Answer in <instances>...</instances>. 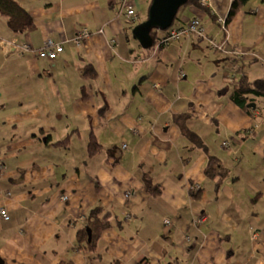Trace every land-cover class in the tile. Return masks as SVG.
<instances>
[{
    "label": "crops",
    "instance_id": "crops-1",
    "mask_svg": "<svg viewBox=\"0 0 264 264\" xmlns=\"http://www.w3.org/2000/svg\"><path fill=\"white\" fill-rule=\"evenodd\" d=\"M19 1L37 28L15 31L0 13V160L8 167L0 171V208L10 214H0L4 264H264V114L258 107L250 114L225 88L240 69L251 79L264 76V1L254 0L250 11L244 6L227 29L220 18L233 0H212L210 12L188 5L178 22L200 16L206 36L182 35L151 50L135 36L141 49L132 42L150 0ZM84 27L90 33L76 44ZM225 37L226 58L202 53L205 39L214 46L211 38ZM47 38L65 46L56 59L37 53ZM23 42L33 49L21 51ZM203 55L212 60L208 66ZM130 57L149 65L115 81ZM90 63L96 78L84 74ZM94 89L106 97L91 107L81 90L90 99ZM116 90L121 98H113ZM55 122L69 123L63 133L74 128L56 138L49 125ZM27 123H37L42 136ZM80 123H88L87 149L71 173L70 157L54 142L70 132L71 141L83 136ZM242 129L255 133L245 137ZM91 131L104 145L95 155L88 151ZM212 158L215 176L207 170ZM146 175L161 193L148 190ZM97 205L111 213V225L90 249L78 232ZM245 235L250 241L242 243Z\"/></svg>",
    "mask_w": 264,
    "mask_h": 264
},
{
    "label": "trees",
    "instance_id": "trees-1",
    "mask_svg": "<svg viewBox=\"0 0 264 264\" xmlns=\"http://www.w3.org/2000/svg\"><path fill=\"white\" fill-rule=\"evenodd\" d=\"M250 0H233L232 6L230 9V12L226 18V27L228 28V25L234 20V18L237 16V14L244 8V6L249 2ZM264 1V0H262ZM152 0H150L151 5ZM188 5H196L198 7L205 8L208 12L211 11L209 7L202 4L201 0H188L187 3L181 6L180 10ZM180 10L176 16V19L172 26H180L181 24L178 22V19L180 17ZM0 13L4 14L8 17V24L9 26L15 30H35L37 28L36 21L34 19V16L32 13L28 10L27 7H25L19 0H0ZM214 15V14H213ZM183 25V24H182ZM165 32H168V29L166 30H160L154 28L152 30V34L154 37V43L150 48H147L151 50L152 48L155 49L158 41L163 37ZM241 74L239 75L238 80H236V83L232 87H225L226 91L230 90V97L231 99L240 105L244 110L249 112L250 114L254 113L257 108H254L253 106L250 107L248 104L250 102H257V107L262 110V114H264V102L263 104L260 102L261 99L264 97V76L258 77L255 79H251L247 73H245L242 69ZM84 74L87 76H90L91 78H96L99 75V70L96 67L95 64L90 63L87 64L84 68ZM244 134L245 137L250 135L251 133H255V129L253 131H250V129H242L238 131V134ZM189 135L191 139L196 142L197 144H205L202 140V138L194 131L189 130ZM49 137H51L49 135ZM198 137V138H196ZM72 135L71 132L68 134L65 138L57 140L54 142L57 146H64L69 147L71 144ZM104 145L98 138L95 131H91L90 139L88 141V151L90 155H95L99 151L103 149ZM218 160L216 158H212L210 160V163L207 167L208 172L215 176L218 167L215 165V162ZM5 171V170H4ZM222 178V177H221ZM147 188L154 194H159L162 192L163 187L159 183H153L147 175ZM221 182V179L218 180V183ZM88 219H87V225L84 226L82 229L78 232V238L79 240L90 249L96 248V243L101 235L102 231L111 225L110 221V212L105 211L104 206L97 205L93 207L90 212L88 213ZM88 227L92 230V239L89 240V231Z\"/></svg>",
    "mask_w": 264,
    "mask_h": 264
},
{
    "label": "rangeland",
    "instance_id": "rangeland-1",
    "mask_svg": "<svg viewBox=\"0 0 264 264\" xmlns=\"http://www.w3.org/2000/svg\"><path fill=\"white\" fill-rule=\"evenodd\" d=\"M252 5H254V0H250L245 5L246 6L245 8L247 9V11H250L249 9H250V7ZM139 11H140V9L138 8V12ZM209 28H211V27H209ZM209 32H210V29H209ZM137 41L138 40L132 34V42L135 43V45H136V43H138L137 48L140 50L141 49L140 48L141 46H140L139 42H137ZM203 45H204L205 48H204V50H203L202 53H209V54L216 53L217 56L220 55L222 58H224V57L226 58V56L224 54L225 51L222 50V49L215 48L214 46L211 45V43L208 40L205 39L203 41ZM213 58H216V57H213ZM142 59H144V57ZM129 60L130 61H128V62H125V63H121L120 64V66L123 67V69L126 68V70L124 69V70L118 71L117 72L118 76H114V80L115 81L122 82V81L126 80V78H128V76H129L128 74H130L132 71H134L136 67H142V66L146 67V66L149 65V61L148 60L141 61V62H139L137 64L136 63L135 64L133 63L134 57H130ZM151 60L153 62H157V60L155 58H152ZM208 61H211L212 62L211 58H209L208 56H204L203 55L202 65L203 66H208ZM222 62H224V60ZM169 66H172L173 67L174 65H172L171 63H169ZM175 67H176V65H175ZM214 72H216V71H214ZM152 80H153V78L146 77V78H144L143 82L144 83H147L149 85H152L153 84ZM231 81H233V80H231ZM233 84H234V82L231 85L233 86ZM98 89H97V91H96V89L89 91V93H90V96H89L90 99L84 98V97H88V96L87 95L84 96L83 95L84 94V90H81V92H82L81 96L83 97L82 99H84V101L87 100L90 103L91 107H94L95 104H97L98 102H100L101 99H104L106 97L105 90H103V89L98 90ZM121 97H122V94L120 92H118V90H116V92L113 94V98L114 99H117V98H121ZM85 107H86V105H82V108H85ZM36 124L37 123H27V126H28V129H31L32 128V130H34V131H31V132L37 133L38 134V138H40L42 136V133L43 132L41 131V129H37L36 128ZM62 124L63 125H67V126L69 125V123H63V122H61V123L60 122L49 123V125L52 127L50 132L53 133L56 138H58L59 136H62L61 134H63V135L66 134L68 131H70L72 128H74L73 126H71V128H69L68 130H66V133H63L64 132V129L62 127ZM80 124L82 126V131H83L82 133L84 135L81 136L79 134V135L76 136V138H73L72 144H71L72 151H68L64 146H62L63 147L62 149L65 151V153L67 154V156H69L70 159H71L70 160V167H69L70 168L69 170H70L71 173L75 170L74 169L75 167H73V164H75V161H76V167H77V165H81V161H82V158L84 156V152L87 149L86 139L88 137H86V135H87L86 134L87 129H86V126L85 125L88 124V123H80ZM90 125H91V122H90ZM90 125H89V131H88V133L90 132ZM124 126H123V128H124ZM9 131L11 133H13V132L16 131V129L13 126H10ZM17 135H19V134H17ZM36 137H37L36 135H35V137H33L35 139V141L38 140V139H36ZM46 138H47V136H46ZM247 241H250V239L248 238V236L245 235V238L242 240V243H245Z\"/></svg>",
    "mask_w": 264,
    "mask_h": 264
},
{
    "label": "built area",
    "instance_id": "built-area-1",
    "mask_svg": "<svg viewBox=\"0 0 264 264\" xmlns=\"http://www.w3.org/2000/svg\"><path fill=\"white\" fill-rule=\"evenodd\" d=\"M201 2L203 5L209 8L212 5V0H201ZM134 11L135 10L133 8H130L127 13L130 16L134 13ZM220 21L222 22L224 28L227 29L226 19L220 18ZM89 33H90V29L87 27H84L79 32L77 38H75L76 44H79L81 42V38L83 35L89 34ZM182 35H186L190 37L195 35L201 38L206 36V25L203 22V19L200 16H193L192 19L186 24H183L180 26H171L170 28H168V32L167 33L165 32L163 37L158 41L156 46L162 47V48H164L165 46H169L170 44H173L175 40L180 39ZM226 37L225 39H223L221 43L217 42L214 38H211V42L214 46L220 49L224 47V43L227 40ZM13 40L15 41L16 39H13ZM20 48H21V51H28V50H32L33 46L31 43L23 42L22 44H20ZM36 50L40 58L56 59L57 57L63 54V51L65 50V46L62 42H59L53 38H47L44 44L38 47ZM184 61L185 60L183 57L180 58V70H179L180 77L186 74ZM156 85L158 86L159 83H156ZM227 144H230V143L228 142ZM4 170L5 171L8 170V167L3 161L0 160V171H4ZM196 186L198 187L200 185H196ZM63 196L64 198L69 197V195L67 194H64ZM0 214L4 216L5 218L10 217L9 210L7 207L0 208ZM202 220H204V217H198L196 219V221H202ZM167 221L169 222L170 220L167 219Z\"/></svg>",
    "mask_w": 264,
    "mask_h": 264
},
{
    "label": "water",
    "instance_id": "water-1",
    "mask_svg": "<svg viewBox=\"0 0 264 264\" xmlns=\"http://www.w3.org/2000/svg\"><path fill=\"white\" fill-rule=\"evenodd\" d=\"M188 0H152L148 17L138 23L133 30L134 36L141 42V44L150 48L154 43L152 30L154 28L166 30L170 28L182 5L187 3ZM250 107H257L256 102H250ZM89 239H92V230L88 227ZM0 264H4L0 258Z\"/></svg>",
    "mask_w": 264,
    "mask_h": 264
}]
</instances>
